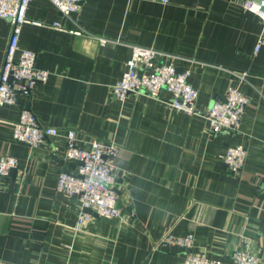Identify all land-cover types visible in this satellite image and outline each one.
Instances as JSON below:
<instances>
[{
	"label": "crops",
	"instance_id": "obj_1",
	"mask_svg": "<svg viewBox=\"0 0 264 264\" xmlns=\"http://www.w3.org/2000/svg\"><path fill=\"white\" fill-rule=\"evenodd\" d=\"M26 19L15 58L33 52L48 79L0 109V158L18 162L0 182V264H183L180 246L159 244L167 234L192 236V252L222 264H236L239 251L264 264V21L243 0H82L68 16L30 0ZM11 34L0 18V70ZM134 47L186 76L197 114L173 108L165 91L117 99ZM231 87L248 98L239 127L212 133L202 114ZM23 109L42 126L74 130L79 148L118 146V217L79 222L80 201L56 188L79 164L65 160L63 136L17 142ZM237 146L246 159L233 174L222 158Z\"/></svg>",
	"mask_w": 264,
	"mask_h": 264
},
{
	"label": "built area",
	"instance_id": "obj_2",
	"mask_svg": "<svg viewBox=\"0 0 264 264\" xmlns=\"http://www.w3.org/2000/svg\"><path fill=\"white\" fill-rule=\"evenodd\" d=\"M64 16L75 11L82 0H50ZM166 4L170 0H148ZM30 0H0V18L12 24V34L0 70V109L14 105L21 95L30 96L37 84L48 79V73L35 66L36 56L29 50H22L18 58L20 28L27 23L26 11ZM244 8L259 16L264 21V0H243ZM264 46V31L258 45ZM157 53L148 48L134 47L127 63V70L114 88L120 101L129 94L145 93L152 98H160L162 91L171 97L169 104L186 114H197L195 102L197 91L189 85L184 74H178L171 64L152 66L151 62ZM248 98L237 88H229L223 100L215 101L202 116L207 120L212 133L237 131ZM13 137L17 142L35 148L44 139L63 136L65 139V160L78 162L76 174L61 173L57 180V190L76 197L83 208L79 222L90 214V210L99 217L111 219L119 216L116 208V168L114 160L119 148L113 143L92 140L88 149L79 148L76 132L71 129H58L42 126L30 110L23 109L14 123ZM246 150L241 146L230 147L222 161L230 172L238 174L245 163ZM17 160L12 156L0 158V182L9 172L17 167ZM162 244H177L185 252L183 264H222L218 258L192 252V236L175 237L167 234L160 241ZM236 264H258V259L245 251L231 255Z\"/></svg>",
	"mask_w": 264,
	"mask_h": 264
},
{
	"label": "water",
	"instance_id": "obj_3",
	"mask_svg": "<svg viewBox=\"0 0 264 264\" xmlns=\"http://www.w3.org/2000/svg\"><path fill=\"white\" fill-rule=\"evenodd\" d=\"M12 171V170H11ZM84 212H86L87 214L93 215V216H97L96 214L92 213L90 210H84ZM98 217V216H97Z\"/></svg>",
	"mask_w": 264,
	"mask_h": 264
}]
</instances>
